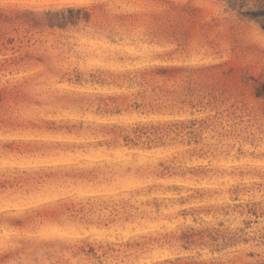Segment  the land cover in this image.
I'll return each instance as SVG.
<instances>
[{
  "label": "rangeland",
  "instance_id": "1",
  "mask_svg": "<svg viewBox=\"0 0 264 264\" xmlns=\"http://www.w3.org/2000/svg\"><path fill=\"white\" fill-rule=\"evenodd\" d=\"M0 264H264V0H0Z\"/></svg>",
  "mask_w": 264,
  "mask_h": 264
}]
</instances>
